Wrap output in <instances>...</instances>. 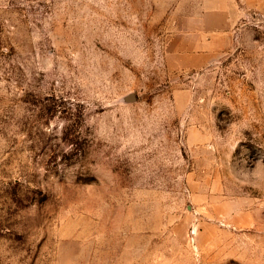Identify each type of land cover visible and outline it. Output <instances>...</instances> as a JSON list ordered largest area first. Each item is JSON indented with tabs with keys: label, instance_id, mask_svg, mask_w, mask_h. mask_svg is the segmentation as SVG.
<instances>
[{
	"label": "rangeland",
	"instance_id": "obj_1",
	"mask_svg": "<svg viewBox=\"0 0 264 264\" xmlns=\"http://www.w3.org/2000/svg\"><path fill=\"white\" fill-rule=\"evenodd\" d=\"M195 7L0 0V264H264V13L177 68Z\"/></svg>",
	"mask_w": 264,
	"mask_h": 264
},
{
	"label": "crops",
	"instance_id": "obj_2",
	"mask_svg": "<svg viewBox=\"0 0 264 264\" xmlns=\"http://www.w3.org/2000/svg\"><path fill=\"white\" fill-rule=\"evenodd\" d=\"M197 13L170 36L181 38L175 67L198 68L231 44L234 28L250 12L264 13V0H194Z\"/></svg>",
	"mask_w": 264,
	"mask_h": 264
},
{
	"label": "water",
	"instance_id": "obj_3",
	"mask_svg": "<svg viewBox=\"0 0 264 264\" xmlns=\"http://www.w3.org/2000/svg\"><path fill=\"white\" fill-rule=\"evenodd\" d=\"M128 100L130 101V100H133V95H129L128 96Z\"/></svg>",
	"mask_w": 264,
	"mask_h": 264
}]
</instances>
